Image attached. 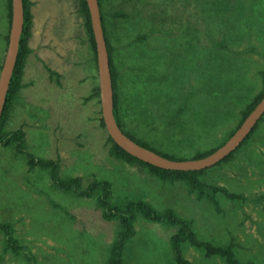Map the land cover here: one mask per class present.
Here are the masks:
<instances>
[{"label": "rangeland", "instance_id": "1", "mask_svg": "<svg viewBox=\"0 0 264 264\" xmlns=\"http://www.w3.org/2000/svg\"><path fill=\"white\" fill-rule=\"evenodd\" d=\"M118 77L125 129L159 151L184 158L217 147L237 127L242 111L263 89L264 0H100ZM29 52L4 132L21 128L26 151L58 159L62 177L111 183L113 203L142 199L191 219L201 240L232 243L241 262L264 264V117L229 160L201 179L243 195L218 194L217 209L183 182L162 181L146 167L110 154L101 105L92 96L97 64L79 0H30ZM0 0V67L8 31ZM97 196L55 187L47 169H30L14 145L0 144V222L12 225L35 264H106L118 231ZM125 264H175L176 231L140 214ZM190 264H226L188 244ZM0 264H29L5 249Z\"/></svg>", "mask_w": 264, "mask_h": 264}, {"label": "trees", "instance_id": "2", "mask_svg": "<svg viewBox=\"0 0 264 264\" xmlns=\"http://www.w3.org/2000/svg\"><path fill=\"white\" fill-rule=\"evenodd\" d=\"M79 4H80V12L82 13L85 19L86 29L89 34L91 47L94 51V58L96 62V46H95L94 36L91 27L89 9L86 0H79ZM99 5L101 6L100 0H99ZM23 6H24V28L20 38L18 56L14 67L13 75L11 78L9 90L6 96V102L4 105L2 116L0 118V144L5 147L14 145L16 151L25 157L26 162L30 169H34V168L47 169L49 171L50 180L52 184L58 189L66 192H71L81 197H92L95 194H98L97 203L102 209V217L106 220H117L119 226L117 235L113 240L112 244L110 245L106 264H125V258H124L125 250L128 241L135 234L134 222L137 214H140L146 221L153 223H161L176 228V231L170 237L171 253L175 264H190V261L185 257L184 254L185 244H188L196 249L203 250L206 257L218 256L220 258H223L226 264H256L252 261L241 262L235 255L234 245L232 243L227 245H215L212 242L201 240L192 227V220L179 215L171 208H165L160 210L155 208L148 201L142 199H137V200L131 199L125 201L122 204L113 203L111 201L112 188L110 182L106 180H93L89 184L84 185L81 177L78 176L62 177L59 172L60 169H59L58 159H45V158L36 157L32 153H29L25 150L26 149L25 132L23 129L18 128L13 132H9V133L4 132L3 127L7 119V115L11 107V104L15 96L17 95L24 60L29 52L28 41L31 35V26H32V15L29 11L30 0H23ZM7 8H8V21H9L8 31H9L10 22H11V0H7ZM101 16H102V10H101ZM102 24H103V29H104L105 38L110 56V67H111V74H112L113 88H114V115L118 125L128 136H130L132 139L137 141L139 144L148 147L158 152L161 155H164L174 160L190 159V158H184L174 154L159 151L158 149L151 146V144L146 140L137 138L136 136H134L125 129L124 122L121 118V112L119 106V93H118V83H117L118 72L114 64L113 55H112L113 48L110 43V40L108 39L103 18H102ZM6 41H8V33L6 35ZM262 78H263V89L259 93H257L243 109L242 118L239 124L237 125V127L264 96V70L262 72ZM92 96H96L99 98L98 85L94 88ZM101 125L105 127L102 118H101ZM255 128L251 132L249 137L245 140L244 143H246L247 140L250 138L252 133L255 131ZM234 130L227 136V138L234 132ZM227 138L223 142H221L217 147L202 153L201 152L197 153L192 158H201L212 153L216 148L222 145L227 140ZM109 140L112 142L110 148V154L112 156L122 159L123 161L129 164L138 163L146 167L153 175L157 176L162 181L165 182L178 181L185 183L188 186L189 190L192 193H195L199 199H207L217 209L219 208V202L217 198L218 194H222L231 200L244 199L243 195L231 192L227 190L225 187L204 182L201 179V174L204 172V170L175 171V170H166L163 168H159L150 165L148 163H145L137 159L136 157L132 156L131 154L126 152L123 148L118 146L110 136H109ZM233 154L234 153L229 155L221 162L229 160ZM0 231L4 235L6 250H9L15 254H20L24 252L26 258L29 261V264H35V259L33 255L29 251H27L25 247L21 246L18 240L16 239V237L14 236L13 228L10 223L0 222Z\"/></svg>", "mask_w": 264, "mask_h": 264}, {"label": "water", "instance_id": "3", "mask_svg": "<svg viewBox=\"0 0 264 264\" xmlns=\"http://www.w3.org/2000/svg\"><path fill=\"white\" fill-rule=\"evenodd\" d=\"M86 3L89 9L91 27L96 46V64L102 119L108 135L112 140L132 156L145 163L166 170H205L217 165L234 153L245 142L259 121L264 117L263 96L227 140L212 153L201 158L174 160L139 144L120 128L115 118L114 88L110 67V56L102 24L99 0H86ZM23 28V0H11V22L8 31V41L5 56L0 68V118L3 113L6 96L16 64Z\"/></svg>", "mask_w": 264, "mask_h": 264}, {"label": "crops", "instance_id": "4", "mask_svg": "<svg viewBox=\"0 0 264 264\" xmlns=\"http://www.w3.org/2000/svg\"><path fill=\"white\" fill-rule=\"evenodd\" d=\"M7 33H8V31H7Z\"/></svg>", "mask_w": 264, "mask_h": 264}]
</instances>
